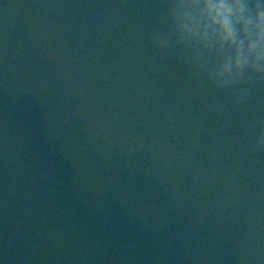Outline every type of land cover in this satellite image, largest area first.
Segmentation results:
<instances>
[{"label":"water","instance_id":"1","mask_svg":"<svg viewBox=\"0 0 264 264\" xmlns=\"http://www.w3.org/2000/svg\"><path fill=\"white\" fill-rule=\"evenodd\" d=\"M155 9L0 0V264H264V85L207 112Z\"/></svg>","mask_w":264,"mask_h":264},{"label":"clouds","instance_id":"2","mask_svg":"<svg viewBox=\"0 0 264 264\" xmlns=\"http://www.w3.org/2000/svg\"><path fill=\"white\" fill-rule=\"evenodd\" d=\"M155 15L152 47L174 54L196 93L218 94L207 112L222 115L226 104L249 102L264 85V0H156ZM253 133L250 152H264V118L242 130Z\"/></svg>","mask_w":264,"mask_h":264}]
</instances>
